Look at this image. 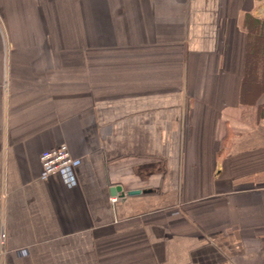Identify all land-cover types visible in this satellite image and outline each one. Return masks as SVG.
<instances>
[{
  "label": "crops",
  "instance_id": "obj_1",
  "mask_svg": "<svg viewBox=\"0 0 264 264\" xmlns=\"http://www.w3.org/2000/svg\"><path fill=\"white\" fill-rule=\"evenodd\" d=\"M254 19L264 0H0V264H264Z\"/></svg>",
  "mask_w": 264,
  "mask_h": 264
},
{
  "label": "trees",
  "instance_id": "obj_2",
  "mask_svg": "<svg viewBox=\"0 0 264 264\" xmlns=\"http://www.w3.org/2000/svg\"><path fill=\"white\" fill-rule=\"evenodd\" d=\"M251 29L253 31L249 32L243 90L245 92L246 85L250 81L257 85L259 88L254 90L255 100L256 93L264 90V20L254 19V27ZM249 97L248 95L247 98ZM259 108L262 109L263 114L264 106Z\"/></svg>",
  "mask_w": 264,
  "mask_h": 264
},
{
  "label": "built area",
  "instance_id": "obj_3",
  "mask_svg": "<svg viewBox=\"0 0 264 264\" xmlns=\"http://www.w3.org/2000/svg\"><path fill=\"white\" fill-rule=\"evenodd\" d=\"M41 165L43 169V177L49 178L66 170L73 164V157L67 145L44 151L41 155ZM112 203L117 201V198H112ZM4 243V240H2Z\"/></svg>",
  "mask_w": 264,
  "mask_h": 264
},
{
  "label": "water",
  "instance_id": "obj_4",
  "mask_svg": "<svg viewBox=\"0 0 264 264\" xmlns=\"http://www.w3.org/2000/svg\"><path fill=\"white\" fill-rule=\"evenodd\" d=\"M111 195L112 196H117L120 195L121 198H125V197H132V196H139L142 194H150L152 193L151 190H133V191H129V192H125L123 189V186L121 184H117L114 185L111 190Z\"/></svg>",
  "mask_w": 264,
  "mask_h": 264
},
{
  "label": "rangeland",
  "instance_id": "obj_5",
  "mask_svg": "<svg viewBox=\"0 0 264 264\" xmlns=\"http://www.w3.org/2000/svg\"><path fill=\"white\" fill-rule=\"evenodd\" d=\"M257 85H254V83H251V81L246 85V89L247 90H251V89H254V90H257L259 87ZM260 103H263V101H261ZM261 113V112H260ZM259 113V114H260ZM262 115V113L260 114ZM264 133V132H263Z\"/></svg>",
  "mask_w": 264,
  "mask_h": 264
}]
</instances>
